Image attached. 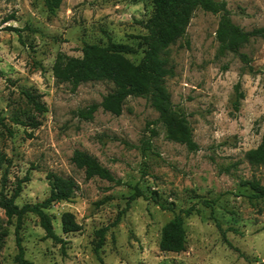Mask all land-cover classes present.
I'll use <instances>...</instances> for the list:
<instances>
[{"label": "rangeland", "instance_id": "374dc122", "mask_svg": "<svg viewBox=\"0 0 264 264\" xmlns=\"http://www.w3.org/2000/svg\"><path fill=\"white\" fill-rule=\"evenodd\" d=\"M223 1L243 30L264 26V0ZM150 12L151 0H62L53 14L42 0H0V118L11 132L0 127L6 188L28 176L15 199L21 206L47 196L48 172L77 187L69 201L45 211L62 246L44 238L33 216L24 217L19 235L28 264H264V197L248 199L252 192L242 185L255 180L264 188V163L251 167L243 159L264 132V39L241 50L254 75L239 76L241 64L231 55L215 57L217 15L194 11L185 36L169 47L171 76L164 85L191 128L193 153L163 138L156 113L142 98H127L117 117L98 109L91 120H80L76 111L98 103L111 85L89 82L71 91L51 75L58 53L79 57L83 44L108 39L131 45L130 36L144 33ZM126 57L136 62L139 56ZM236 82L243 99L233 112ZM26 90L38 95L45 112L32 110ZM26 116L37 128L11 122ZM74 150L94 157L118 183L84 180L69 161ZM135 191L139 195L130 200ZM152 193L158 202L172 203L173 212L161 210ZM188 207L197 213L183 220L184 251L159 252L161 226ZM63 212L73 215L78 232L61 234ZM14 254L13 227L0 211V264H12Z\"/></svg>", "mask_w": 264, "mask_h": 264}, {"label": "trees", "instance_id": "16d2710c", "mask_svg": "<svg viewBox=\"0 0 264 264\" xmlns=\"http://www.w3.org/2000/svg\"><path fill=\"white\" fill-rule=\"evenodd\" d=\"M61 1L42 0V4L48 13L53 14ZM196 10L218 17L214 31L215 57L222 58L231 55L241 64L239 76L254 75L255 71L249 65L250 59L241 50L251 41L264 39V26L245 31L235 25L230 19L223 0H151V12L141 25L144 33L130 36L131 45L115 43L108 39L104 45L83 44L79 57L56 54L51 66V75L55 82L68 84L71 91L89 82H105L111 85V90L103 95L98 103H91L77 110L76 116L80 120L89 121L92 115L100 109L103 113L117 117L121 114L122 106L127 98H142L156 113L155 121L162 129L163 138L168 142L183 146L187 152H195L197 145L192 139L191 128L186 117L174 109L164 82L167 77L171 76L167 59L168 49L185 36L188 22ZM127 55L139 57L136 62H133L126 57ZM226 68V65L221 66L222 71H226ZM232 92L231 108L233 112H237L239 101L243 99L239 82L232 86ZM22 95L33 111L45 112L43 104L38 101V95L27 90L23 91ZM2 121L3 119L0 118V127L10 136V130L2 124ZM11 122L29 129H35L39 125L33 116H26L24 121L13 117ZM149 132L151 136L155 134L152 129ZM142 145L148 146V142H142ZM243 159L251 167H258L264 163V132L258 145L244 152ZM69 161L82 172L84 180L98 178L118 183L106 168L84 151L74 150ZM7 164L8 160L0 152V211L5 217V222L12 224L13 227L15 254L12 264H28L23 256L19 235L24 217L33 216L44 238L62 246L64 242L54 232L51 217L45 211L54 203L69 201L77 187L71 178L48 172L45 174L48 186L47 196L41 202L18 206L15 204V199L21 191L22 184L29 178L26 175L21 180H16L12 188L7 190ZM242 185L247 186L252 192L247 196L248 199L256 200L264 197V188L257 181H244ZM137 195L139 193L135 191L130 196V200ZM151 200L161 210L173 212L172 203L158 202L154 193L151 195ZM201 203L208 206V201L203 200ZM193 212L197 213L193 207L181 209L161 226L157 242L159 252L178 254L184 251L183 220ZM59 228L63 235L80 230V226L69 212H63L60 215ZM104 231L105 229H100L97 233L99 238L97 247L101 245Z\"/></svg>", "mask_w": 264, "mask_h": 264}]
</instances>
